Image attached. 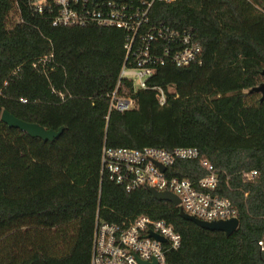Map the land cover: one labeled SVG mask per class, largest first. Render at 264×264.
I'll return each instance as SVG.
<instances>
[{
	"label": "trees",
	"instance_id": "1",
	"mask_svg": "<svg viewBox=\"0 0 264 264\" xmlns=\"http://www.w3.org/2000/svg\"><path fill=\"white\" fill-rule=\"evenodd\" d=\"M45 0H0L3 109L61 133L43 140L0 119V264H90L96 217L122 223L147 214L180 233L169 264H264V0L156 1L150 18L190 30L202 63L159 66L149 85H172L161 103L121 79L132 108L108 113L125 32L95 23L53 24ZM17 18L11 19L12 11ZM197 146L218 172L214 192L236 209L230 234L179 214L145 187L127 190L101 171L103 145ZM256 169L247 178L244 173ZM166 172L197 179L196 159Z\"/></svg>",
	"mask_w": 264,
	"mask_h": 264
},
{
	"label": "built area",
	"instance_id": "2",
	"mask_svg": "<svg viewBox=\"0 0 264 264\" xmlns=\"http://www.w3.org/2000/svg\"><path fill=\"white\" fill-rule=\"evenodd\" d=\"M156 1L173 0H52L49 11L53 24L95 23L119 27L125 32V56L117 82L106 93L108 113L134 107V99L121 92V79L129 81L135 91L154 92L165 101L166 92L176 94L172 85H149L147 80L165 63L185 66L202 63V46L194 34L184 28L172 27L151 20L150 12ZM41 12L45 0H31ZM178 159H196L205 174L189 179L166 172ZM164 166V170L160 166ZM101 171L127 190L153 187L170 191L179 202L177 206L203 220L227 219L236 216L231 201L214 192L218 172L197 146L142 147L106 146L101 149ZM256 169L244 173L253 177ZM159 236L162 237L159 238ZM180 233L161 218L138 214L122 223L95 219L90 264H169L166 254L180 244ZM264 251V238L257 241Z\"/></svg>",
	"mask_w": 264,
	"mask_h": 264
},
{
	"label": "water",
	"instance_id": "3",
	"mask_svg": "<svg viewBox=\"0 0 264 264\" xmlns=\"http://www.w3.org/2000/svg\"><path fill=\"white\" fill-rule=\"evenodd\" d=\"M264 72V71H263ZM254 89L260 91L262 96H264V81L259 85L255 86ZM0 119L7 123L9 126L17 127L25 132H27L31 136H38L43 140H52L54 137H57L63 126L58 127V129L46 128L40 125L37 122H30L23 120L21 118L16 117L12 113H10L7 109H3L0 115ZM162 170H164V166H160ZM147 190L153 195V197L158 199H167L173 202L175 205L178 204V197L170 191L157 190L153 187H147ZM179 214L188 220L193 221L194 223L208 228V229H218L224 231L226 234H230L233 232L238 226V218L231 217L227 219H215V220H203L195 217L192 214L187 213L182 208H179ZM159 238L162 239L161 236Z\"/></svg>",
	"mask_w": 264,
	"mask_h": 264
},
{
	"label": "rangeland",
	"instance_id": "4",
	"mask_svg": "<svg viewBox=\"0 0 264 264\" xmlns=\"http://www.w3.org/2000/svg\"><path fill=\"white\" fill-rule=\"evenodd\" d=\"M11 19H16L17 18V12L15 10L12 11L11 15H10Z\"/></svg>",
	"mask_w": 264,
	"mask_h": 264
}]
</instances>
